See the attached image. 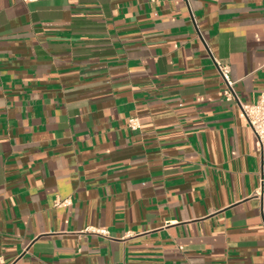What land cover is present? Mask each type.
I'll list each match as a JSON object with an SVG mask.
<instances>
[{
    "label": "crops",
    "instance_id": "obj_1",
    "mask_svg": "<svg viewBox=\"0 0 264 264\" xmlns=\"http://www.w3.org/2000/svg\"><path fill=\"white\" fill-rule=\"evenodd\" d=\"M216 59L256 102L264 0H0V264H264Z\"/></svg>",
    "mask_w": 264,
    "mask_h": 264
},
{
    "label": "built area",
    "instance_id": "obj_2",
    "mask_svg": "<svg viewBox=\"0 0 264 264\" xmlns=\"http://www.w3.org/2000/svg\"><path fill=\"white\" fill-rule=\"evenodd\" d=\"M215 62L225 84L223 90L224 99L238 104L241 117L246 120L254 133L256 148L261 159L259 195L264 203V92L260 94L259 99L254 103L242 102L236 91L235 81L231 78L230 66L217 59ZM131 122L133 121L131 120ZM132 126L135 127L134 124Z\"/></svg>",
    "mask_w": 264,
    "mask_h": 264
}]
</instances>
